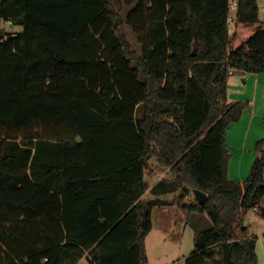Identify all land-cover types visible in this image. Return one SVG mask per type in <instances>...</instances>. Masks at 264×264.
<instances>
[{
	"label": "trees",
	"instance_id": "obj_1",
	"mask_svg": "<svg viewBox=\"0 0 264 264\" xmlns=\"http://www.w3.org/2000/svg\"><path fill=\"white\" fill-rule=\"evenodd\" d=\"M230 3L0 0V264H147L168 205L211 222L185 264H258L243 219H264V139L232 180L227 133L250 106L232 73H264V16L237 0L231 29ZM152 162L167 176L150 188Z\"/></svg>",
	"mask_w": 264,
	"mask_h": 264
},
{
	"label": "rangeland",
	"instance_id": "obj_2",
	"mask_svg": "<svg viewBox=\"0 0 264 264\" xmlns=\"http://www.w3.org/2000/svg\"><path fill=\"white\" fill-rule=\"evenodd\" d=\"M260 8L264 6V0H258ZM116 7V6H115ZM117 8L121 16H125L128 6ZM7 32H21L22 27H12L8 23L3 24ZM120 33L124 34L132 45L133 49L141 51L140 44L135 33L124 23L120 27ZM255 75L242 71H234L229 80V100L236 102L241 99L245 90V81ZM250 82V81H249ZM243 97V96H242ZM231 155L232 151L229 149ZM239 156L233 155L229 164L233 165L238 161ZM148 178L150 188L160 179L167 176V171L152 162V170ZM180 197V193L161 196V199L174 202ZM156 196L149 190L143 197L144 201L155 199ZM191 198H196L195 194ZM188 200V199H187ZM186 200V201H187ZM264 203V199L262 201ZM153 228L146 238L147 264H185L187 257L194 251V238L196 229L205 230L211 226L207 215H191L189 212L178 206L168 205L155 207L152 213ZM243 225L248 227L252 235L256 236L258 264H264V219L255 211H250L243 219ZM235 232H239L238 223L233 225Z\"/></svg>",
	"mask_w": 264,
	"mask_h": 264
},
{
	"label": "crops",
	"instance_id": "obj_3",
	"mask_svg": "<svg viewBox=\"0 0 264 264\" xmlns=\"http://www.w3.org/2000/svg\"><path fill=\"white\" fill-rule=\"evenodd\" d=\"M253 75V78L245 81L243 97L239 99L250 102V106L244 111L241 120L234 123L227 133V144L232 157L239 156L238 161L228 167V177L232 180L244 181L248 177L256 160V145L264 139V73ZM262 206L264 207L263 202ZM80 264H88L87 258H83Z\"/></svg>",
	"mask_w": 264,
	"mask_h": 264
},
{
	"label": "built area",
	"instance_id": "obj_4",
	"mask_svg": "<svg viewBox=\"0 0 264 264\" xmlns=\"http://www.w3.org/2000/svg\"><path fill=\"white\" fill-rule=\"evenodd\" d=\"M237 11V0H231L230 3V14L228 17V24L230 26L231 29H233L234 25H235V14ZM261 15L264 16V6L261 8Z\"/></svg>",
	"mask_w": 264,
	"mask_h": 264
},
{
	"label": "water",
	"instance_id": "obj_5",
	"mask_svg": "<svg viewBox=\"0 0 264 264\" xmlns=\"http://www.w3.org/2000/svg\"><path fill=\"white\" fill-rule=\"evenodd\" d=\"M194 194L200 204H204L208 200V195L200 190L195 189Z\"/></svg>",
	"mask_w": 264,
	"mask_h": 264
}]
</instances>
